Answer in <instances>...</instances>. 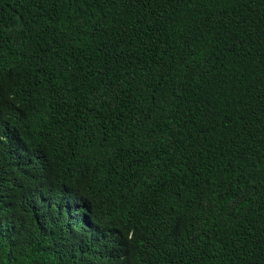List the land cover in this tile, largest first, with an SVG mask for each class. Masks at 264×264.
Returning a JSON list of instances; mask_svg holds the SVG:
<instances>
[{"label":"trees","instance_id":"obj_1","mask_svg":"<svg viewBox=\"0 0 264 264\" xmlns=\"http://www.w3.org/2000/svg\"><path fill=\"white\" fill-rule=\"evenodd\" d=\"M0 264H264V0H0Z\"/></svg>","mask_w":264,"mask_h":264}]
</instances>
